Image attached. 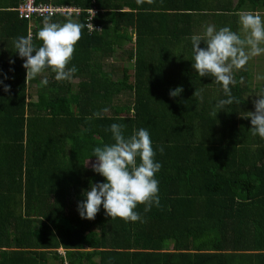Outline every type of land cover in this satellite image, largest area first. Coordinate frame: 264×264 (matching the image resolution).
<instances>
[{
	"label": "trees",
	"instance_id": "16d2710c",
	"mask_svg": "<svg viewBox=\"0 0 264 264\" xmlns=\"http://www.w3.org/2000/svg\"><path fill=\"white\" fill-rule=\"evenodd\" d=\"M19 2L0 0V264H264V138L243 117L264 85L248 63L234 70L239 103L211 115L227 96L193 68L190 39L209 25L240 34L239 13L262 15L264 0H59L83 9L71 17L84 25L69 65L78 71L57 81L47 69V86L45 76L26 82L15 51L29 31L42 46L44 18L30 27L12 10ZM91 9L101 29L88 33ZM117 51L121 66L105 70ZM113 123L126 138L147 129L162 164L160 207L138 205L137 222L112 220L102 205L94 220L78 211L83 193L106 182L87 161L114 143Z\"/></svg>",
	"mask_w": 264,
	"mask_h": 264
},
{
	"label": "clouds",
	"instance_id": "9594fccd",
	"mask_svg": "<svg viewBox=\"0 0 264 264\" xmlns=\"http://www.w3.org/2000/svg\"><path fill=\"white\" fill-rule=\"evenodd\" d=\"M153 4L155 0H136L138 5ZM239 24L243 35L230 27L209 25L203 34L192 35L191 43L194 53L193 68L200 77H212L216 83L222 84L227 99L219 100L211 115L216 116V109H223L239 100L232 95L231 87L237 83L234 70L244 69L252 57L264 54V17L252 12L239 13ZM84 25L74 21L71 16L61 24L51 22V14L43 19V26L37 33L42 46L36 47L31 31L27 36H20L14 41L15 51L21 58H26L23 67L27 70L26 82L36 79L47 69L55 74L57 81H71L78 71L71 64L76 45L82 38ZM201 42L206 44L202 48ZM243 78H241V82ZM47 86L48 78L40 81ZM9 87H5L8 91ZM183 92L182 87L170 91L175 98ZM194 96H199L198 90ZM254 101L255 111L247 112L244 118H250L252 134L264 138V95ZM107 112L108 109H103ZM98 118L99 112L94 113ZM92 117H88L91 119ZM124 125L113 123L110 132L114 143L95 147L93 155L97 158L92 165L93 170L106 178V182L93 184L83 194L86 200L78 205L81 218L94 220L101 205L111 219H122L125 222H137L142 218L135 211L138 205H144V211L151 210L153 205L160 207L159 181L156 174L162 164L155 160L156 152L147 129L134 130L126 138ZM159 151L163 153L164 148ZM139 158V163L137 162Z\"/></svg>",
	"mask_w": 264,
	"mask_h": 264
},
{
	"label": "built area",
	"instance_id": "2783aa9c",
	"mask_svg": "<svg viewBox=\"0 0 264 264\" xmlns=\"http://www.w3.org/2000/svg\"><path fill=\"white\" fill-rule=\"evenodd\" d=\"M12 10L17 13V17L20 20L27 21L30 27L33 26L35 19L44 18L49 14H51V18L56 16L68 18L69 16H79L83 12L82 8L72 4L59 3V0H20L18 5ZM95 13V9L87 11L88 16L85 20V28L88 33L100 31L101 29L100 26H96L92 21Z\"/></svg>",
	"mask_w": 264,
	"mask_h": 264
},
{
	"label": "rangeland",
	"instance_id": "374dc122",
	"mask_svg": "<svg viewBox=\"0 0 264 264\" xmlns=\"http://www.w3.org/2000/svg\"><path fill=\"white\" fill-rule=\"evenodd\" d=\"M263 13H264V11L261 13L262 14L261 17H264ZM256 14H259V13H256ZM229 19L230 18H228V20H227V25H230ZM238 21H239V17H238ZM240 34L243 35V33L241 31H240ZM125 47H126L125 49L128 50V46H125ZM129 48H130V46H129ZM115 58H117V59H115ZM122 60H124V59H122V55H121L120 51H117L116 56L107 61V65L104 66V69L108 70L109 67L112 65L121 66ZM248 64L250 65V67L252 69V75H253L252 82L254 84H255V82H259V83H262L264 85V54L252 57L249 60ZM130 73L131 72H129V74ZM119 76L120 75H118L117 77H119ZM76 82H77V80H74V83H76ZM254 84H252V85H254ZM33 96L34 95H32L31 97H33ZM31 97L28 100L33 99L35 96L33 98H31ZM95 147H100V145H95L94 148ZM96 160H97V158L95 156L89 157L88 161H87V167L93 168L92 165L96 163Z\"/></svg>",
	"mask_w": 264,
	"mask_h": 264
},
{
	"label": "crops",
	"instance_id": "0c3cea01",
	"mask_svg": "<svg viewBox=\"0 0 264 264\" xmlns=\"http://www.w3.org/2000/svg\"><path fill=\"white\" fill-rule=\"evenodd\" d=\"M66 4H71V3H66ZM111 59H112V58H111ZM105 63H106L105 65H107V61H106ZM105 65H104V66H105ZM110 68H111V66L109 67V69H110ZM43 76H45V74H41V75H40V76H38V77H40V78H41V77H43ZM33 97H34V96H33ZM34 98H35V97H34Z\"/></svg>",
	"mask_w": 264,
	"mask_h": 264
}]
</instances>
